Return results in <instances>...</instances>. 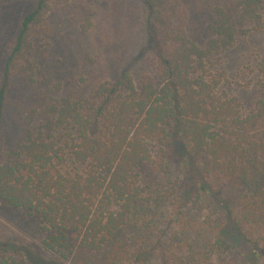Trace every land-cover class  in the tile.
<instances>
[{"label": "trees", "instance_id": "obj_1", "mask_svg": "<svg viewBox=\"0 0 264 264\" xmlns=\"http://www.w3.org/2000/svg\"><path fill=\"white\" fill-rule=\"evenodd\" d=\"M53 1L36 0L25 12L1 65L0 151L12 81L16 74L33 80V37ZM141 2L151 72L136 79L126 69L88 94L51 99L42 123L0 159V201L36 215L42 245L65 260L120 241L142 208L171 189L180 207L175 243L163 248V233L143 225L152 235L138 232L130 251L112 264H222V254L238 245L257 254L264 236V61L262 93L249 111L213 69L238 39L264 32V0L215 4L204 43L188 33L183 0ZM181 166L217 199L220 224L188 218L186 193L193 189H179V177L172 182ZM193 196L196 206L201 197ZM0 264L26 261L2 247Z\"/></svg>", "mask_w": 264, "mask_h": 264}, {"label": "rangeland", "instance_id": "obj_2", "mask_svg": "<svg viewBox=\"0 0 264 264\" xmlns=\"http://www.w3.org/2000/svg\"><path fill=\"white\" fill-rule=\"evenodd\" d=\"M35 1L0 0V77L10 41L18 31L21 18ZM183 1L189 11L188 33L204 43L207 39L204 29L211 20V9L218 2L229 0ZM143 13L141 0L53 1L50 13L33 37L31 59L36 64L33 80L16 74L12 81L1 132L0 159L18 144L28 129L42 123L46 104L51 99L69 93L88 94L98 82L116 80L126 69L136 79L151 72L152 51L148 46ZM263 61L264 32H253L238 39L213 69V73L220 76L223 89L238 97L245 111L254 107L262 93L260 69ZM184 169L182 166L178 169L172 182L173 179L176 184L180 181L179 189H193V194L186 193L192 209L188 218L200 226H205L208 219L220 224L221 209L217 199L201 189L203 181L193 170ZM170 190L162 191L153 203L142 208L140 216L134 220L135 227L124 229L120 241L110 243L101 253L77 251L65 260L42 245V223L36 215L0 201V249L12 250L18 258L25 259L26 264H112L114 258L123 259L130 251L132 238L138 236V232L141 236L152 235L150 230L142 228L147 224L163 233L161 245L168 249L176 240L174 219L180 209ZM198 194L201 198L195 206L193 195ZM159 235L156 231L153 239H158ZM260 243L258 256L250 245H238L222 254L221 263L264 264V236Z\"/></svg>", "mask_w": 264, "mask_h": 264}]
</instances>
